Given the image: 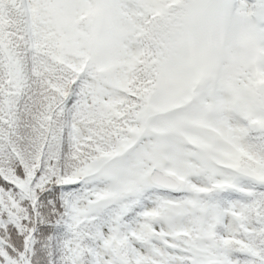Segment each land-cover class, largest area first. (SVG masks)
Segmentation results:
<instances>
[{
    "label": "snow or ice",
    "instance_id": "6c2138e0",
    "mask_svg": "<svg viewBox=\"0 0 264 264\" xmlns=\"http://www.w3.org/2000/svg\"><path fill=\"white\" fill-rule=\"evenodd\" d=\"M0 264H264V0H0Z\"/></svg>",
    "mask_w": 264,
    "mask_h": 264
}]
</instances>
